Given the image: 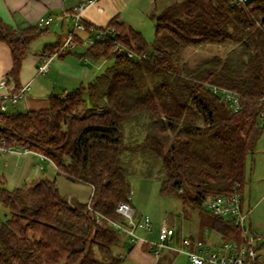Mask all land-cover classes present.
I'll return each mask as SVG.
<instances>
[{"label": "trees", "instance_id": "obj_1", "mask_svg": "<svg viewBox=\"0 0 264 264\" xmlns=\"http://www.w3.org/2000/svg\"><path fill=\"white\" fill-rule=\"evenodd\" d=\"M150 17L153 42L113 18L108 26L114 36L76 52L111 64L86 84L51 94L47 108H0V145L42 154L58 174L89 184L94 208L113 220L122 219L118 203L131 201L130 163L122 157L128 124L148 118L144 141L132 154L145 161L147 174L160 162L161 194L179 198L186 213H202L207 197L230 193L236 183L243 189L248 158L264 134V0L175 1ZM47 33L46 26H13L0 15V41L11 48L16 90L32 42ZM75 40L84 41L77 34ZM63 42L47 44L38 54H61ZM116 42L141 57L116 50ZM208 44L229 50L194 67L184 61L187 48ZM211 85L238 93L240 108L234 110ZM0 200L9 211L0 221V264L123 263L113 252L121 233L98 224L88 201L67 199L55 180L2 187ZM209 214L224 238L244 239L239 226ZM143 247L148 250L149 244Z\"/></svg>", "mask_w": 264, "mask_h": 264}, {"label": "rangeland", "instance_id": "obj_2", "mask_svg": "<svg viewBox=\"0 0 264 264\" xmlns=\"http://www.w3.org/2000/svg\"><path fill=\"white\" fill-rule=\"evenodd\" d=\"M112 3L118 9L120 15L124 20L134 27L135 29L142 32L145 38L149 42H153L155 38V25L154 21L151 19L150 14L152 11L161 12L169 4L174 1L182 0H111ZM69 31L74 29L73 22L68 23ZM49 31H53L52 28ZM57 31V29H56ZM44 34L40 38L34 40L31 44V54L35 52H41L47 44L55 43L57 40H54V37L51 35ZM55 35V33H53ZM59 34V33H58ZM71 48H68L70 52ZM229 48H225L218 45L208 44L205 46L198 47H189L185 50L183 54V59L190 66L194 67L202 59L209 57L214 54L225 57ZM90 62H94L95 65H100L101 69L96 70L97 73H100L106 69L112 62V60L99 59L94 61L90 59ZM86 63H84L85 65ZM86 66V65H85ZM88 66V65H87ZM86 66V68H88ZM57 72L51 68L50 73H40V81H36L31 86L30 91L32 94H37L39 99H44L51 96L53 91V85L55 82L60 83L64 87L68 88V91H72L77 88L81 81L68 78V81L62 76H58ZM37 76V77H38ZM88 77V76H86ZM44 78H49L52 80L48 86L50 87L49 96H45V85ZM85 78V76H84ZM42 80V81H41ZM84 81V80H83ZM88 81L85 80L83 83L86 84ZM89 82V81H88ZM41 83V84H40ZM66 85V86H65ZM56 91H60V88H54ZM61 89H64L61 87ZM32 90V91H31ZM49 105V104H48ZM10 110V109H9ZM8 111V109L6 110ZM148 118L143 117L138 121L128 124L126 126L125 134V144L127 149L124 151L122 157L125 162H129V172L131 179V203L135 210L139 213L148 214L154 223V229L152 232L147 233L148 240L158 241V226L167 220L169 224L174 225L178 230L182 226V232L185 236H190L189 228L191 225H205L208 224V231L210 234H214V230L210 223L207 222V217L209 212L204 206V211L201 213L199 209H195L192 213V216L186 217L183 213V205L179 198L177 197H168L163 196L160 192L161 189V175L159 173L160 162L153 168L151 174H147L148 166L141 156L137 154H132V149L141 144L144 141L146 134V124ZM35 157V158H34ZM38 157V159L36 158ZM41 159L39 155H33V153H2L0 154V190L2 187H5L9 190L26 183L30 182L33 179H36L37 176H43L56 181V184L60 192L67 198L68 194H71V201L77 200L78 197L82 201H88L91 196L92 188L89 184L81 182H73L67 179L64 175L57 173L55 166L49 159ZM40 163L44 165V169L40 168ZM251 173L247 175L245 182V197H253V202L255 203L256 211L251 213V221L257 223L260 227V231H264V176L260 177L258 174L250 181ZM257 203V204H256ZM9 218L8 209L1 203L0 200V221H5ZM249 219L245 221V225L249 224ZM143 232V231H139ZM145 233V232H143ZM187 234V235H186ZM208 234V233H207ZM126 234L121 233L118 242L113 246V252L115 255H121L124 258L122 264H139L138 260L133 257H127L130 242L126 241ZM173 254L165 255L163 254L162 260L159 264H190L188 257L185 253L174 252ZM97 256L100 254L96 251ZM166 256V257H165Z\"/></svg>", "mask_w": 264, "mask_h": 264}, {"label": "crops", "instance_id": "obj_3", "mask_svg": "<svg viewBox=\"0 0 264 264\" xmlns=\"http://www.w3.org/2000/svg\"><path fill=\"white\" fill-rule=\"evenodd\" d=\"M82 1L84 0H0V15L7 23L18 27L39 26L38 21L41 17H45V18L52 17L53 20L51 21V23L46 25L49 32L48 35L53 36L54 40L56 39L57 40L56 42H59V41H64L68 36V33L70 32L68 30L70 29L68 27V23L70 21L73 22L72 21L73 7L81 3ZM97 5L103 7L104 11L102 13L98 12ZM118 9H120V7L116 8L111 0H98L96 4L90 5L86 8L84 12V20L90 23L91 26H96L98 28L108 26V23L113 18H116V20L119 22L123 21L126 24H128L124 20V18L120 15ZM50 28H52L53 31H49ZM53 33H55V35ZM76 33L77 36L83 38L84 40L88 34L86 31H82V30H78ZM86 48H87V44L85 43V41L79 43L77 41L76 46L74 48H71L70 52L66 50L61 54H57L56 56H54V58L51 60L49 64L48 72L50 73L51 68H53L54 71L57 72L56 74H58V76L62 75L67 81L68 78H72L77 81L80 80L81 83H83L87 79L88 81H90L97 74L96 70L101 69V66L95 65L94 62H90L91 60L89 58L86 57L79 58L78 56H76V52L82 53L86 50ZM43 58L44 55L42 56L39 55L38 52H35L33 53V55L30 53L24 59L20 72V85L28 86V88L26 89L25 95L20 98L18 103L15 104L10 101H6L8 111H12V112L29 111V110L44 109L48 107L49 97H50L48 94L50 93L47 90H49L50 88L48 86V83L50 84V82H52L51 79L49 78L43 79L45 82L43 83L45 85L44 87L46 92L45 96H49V97L44 99H39L37 94L35 95L32 94L31 92H28L30 91L31 86L34 83H36L37 80L40 81V77L38 76V74H40V72H38V66ZM12 63L13 60H12V53L10 46L6 42L0 41V81L6 80L8 83L7 88H0V96L7 92H12L16 90V83L12 78V76H10ZM84 63H86L85 64L86 66L88 65L87 66L88 68H86ZM61 87H63L64 89H61ZM54 88H60L59 89L60 91L58 90L56 91ZM52 90L53 91L51 92V94H54V93H60L63 90L68 91V88L64 87L60 83L55 82ZM36 154L40 156L41 159L39 160L48 159L47 157L42 158V156L38 153H33L34 156ZM36 158L38 159V157ZM40 168L44 169V165L41 163H40ZM248 173L249 174L251 173L250 181L254 179L256 174H258L260 177L264 176V134L258 141L254 153L248 158L247 175ZM40 178L41 176H37L36 179H33L30 182L27 181L26 183L37 182ZM242 194H243V209L246 212H250L248 217L249 224L248 227L247 225L246 227L248 228L249 232H252L261 238V240L259 241V245H260L264 242V231L261 232L259 225L251 221V215H252L251 213L255 212L256 208H255V203L253 202V197L252 196H250L249 198L245 197V185L243 186ZM68 197L70 200L72 195L68 194ZM76 199L80 200L78 197H76ZM194 211L196 210L193 209L190 210L188 213H186L183 209L182 214L186 217L189 216L191 217ZM167 221L170 222L171 220L170 221L167 220ZM207 222L209 223L208 220ZM206 229H208L207 223L205 225H202V223L201 225L194 224L190 226L188 235L192 237L202 238L211 245L218 244L222 238V234L215 231L214 229H213L214 234H210V231H208L209 229L207 231ZM176 230H177L178 238L181 236L185 237V234H183V232L181 231L182 226L180 227V230H178L177 228ZM140 235L148 239L147 233L140 232ZM125 238L126 241H129L131 244L127 257L130 258L134 256V259L138 260L139 264H159L162 260L163 254H165L166 256L173 254L171 252L172 250H164L162 251L160 256H156L153 253V251L150 249V246L148 250H145L143 247L144 243H142L141 241L132 242L129 240L127 236H125ZM260 249L264 251V244L260 247Z\"/></svg>", "mask_w": 264, "mask_h": 264}, {"label": "built area", "instance_id": "obj_4", "mask_svg": "<svg viewBox=\"0 0 264 264\" xmlns=\"http://www.w3.org/2000/svg\"><path fill=\"white\" fill-rule=\"evenodd\" d=\"M98 0H84L73 7L72 21L74 29L68 33V36L60 47V52H65L68 48L76 46L75 35L78 30L86 31L85 43L92 45L95 42L102 41L108 36H114L116 31L109 26L96 27L90 26L86 28L84 23V12L90 5H94ZM237 2L247 3L250 0H234ZM98 12L104 11L103 7L97 5ZM52 17H41L38 25L43 27L51 23ZM115 49L120 52H126L130 57L140 58L141 55L136 54L120 42H116ZM58 53L46 54L38 66V72L47 73L51 60ZM6 80L0 81V88H7ZM213 93L219 95L221 99L229 102L234 110H238L241 101L238 93L235 91L217 85L210 86ZM28 86H21L19 89L7 92L0 96L1 110H7L6 101L18 103L20 98L25 95ZM264 115V114H263ZM36 153L28 148L16 145H0V154L2 153ZM39 154V153H38ZM43 157L44 155L40 154ZM93 194V192H92ZM92 197V195H91ZM204 206L214 215L223 217L239 226L243 231V240L222 238L218 244L211 245L202 238L192 236L177 237L176 227L169 224L168 221L162 223L158 228V241L148 240L140 235L139 231L150 233L154 229V223L148 214L138 213L130 201H120L116 207V211L121 215V220H113L106 218L97 211L91 198L88 201L87 210L94 213L96 222L102 226H110L120 233L126 234L130 241H141L148 243L150 249L156 256H160L164 250H172L174 252L185 253L190 264H256L258 261L264 264V251L258 247L261 238L248 231L245 221L248 219L250 212L243 209V194L239 183L233 186L230 193L217 194L209 196L204 201ZM208 229H206L207 231Z\"/></svg>", "mask_w": 264, "mask_h": 264}]
</instances>
